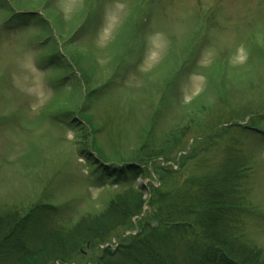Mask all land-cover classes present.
I'll return each instance as SVG.
<instances>
[{
  "label": "rangeland",
  "instance_id": "374dc122",
  "mask_svg": "<svg viewBox=\"0 0 264 264\" xmlns=\"http://www.w3.org/2000/svg\"><path fill=\"white\" fill-rule=\"evenodd\" d=\"M82 151L146 173L117 184ZM231 158L264 254V0H0V214L44 204L72 224L139 186L171 206Z\"/></svg>",
  "mask_w": 264,
  "mask_h": 264
},
{
  "label": "trees",
  "instance_id": "16d2710c",
  "mask_svg": "<svg viewBox=\"0 0 264 264\" xmlns=\"http://www.w3.org/2000/svg\"><path fill=\"white\" fill-rule=\"evenodd\" d=\"M84 157L117 184L130 186L146 173L139 164L99 163L90 152ZM241 170L238 160H227L220 175L203 180L196 196L171 206L157 205L153 188L145 202L144 186L128 188L99 213L72 224L63 209L50 205H37L23 215L3 212L0 264H72L83 247L106 243L112 233L132 225V218L136 232L102 248L93 264H264L262 250L247 239L241 215Z\"/></svg>",
  "mask_w": 264,
  "mask_h": 264
}]
</instances>
